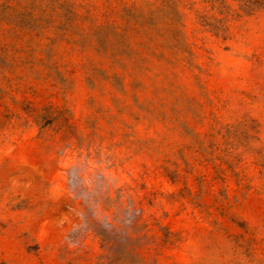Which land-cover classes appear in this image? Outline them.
<instances>
[{
	"label": "rangeland",
	"instance_id": "obj_1",
	"mask_svg": "<svg viewBox=\"0 0 264 264\" xmlns=\"http://www.w3.org/2000/svg\"><path fill=\"white\" fill-rule=\"evenodd\" d=\"M0 264H264V0H0Z\"/></svg>",
	"mask_w": 264,
	"mask_h": 264
}]
</instances>
